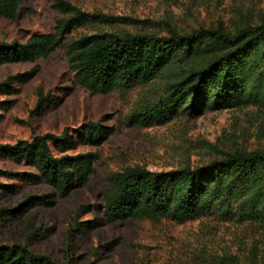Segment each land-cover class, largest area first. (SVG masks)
Listing matches in <instances>:
<instances>
[{
	"label": "rangeland",
	"instance_id": "1",
	"mask_svg": "<svg viewBox=\"0 0 264 264\" xmlns=\"http://www.w3.org/2000/svg\"><path fill=\"white\" fill-rule=\"evenodd\" d=\"M54 1L21 0L14 20L0 18V41L23 42L31 34L51 32L61 16ZM63 1L84 12L130 19L112 27L82 25L68 35V41L110 30L163 34V22L174 24L180 32L217 23L235 31L264 22V0ZM35 65L39 70L31 80L14 84L17 92L0 93V143L58 134L65 127L81 131L88 121L112 126L114 132L99 145H76L72 153L90 151L98 158L88 182L64 197L44 182H24L8 175L27 169L0 158V244L26 245L60 264H264V224L249 220L238 207L230 215L211 213L181 222L130 218L95 229L73 226L101 220L102 195L114 172L134 166L151 172L193 168L226 152L264 150L263 109L206 110L195 117L180 113L169 122L135 128L127 124L128 115L160 94L165 74L124 92L91 93L75 81L60 47L34 63L0 65V82ZM37 89L51 91L56 104L32 112ZM43 194L52 196V206H35L18 217L3 215L25 197Z\"/></svg>",
	"mask_w": 264,
	"mask_h": 264
},
{
	"label": "trees",
	"instance_id": "2",
	"mask_svg": "<svg viewBox=\"0 0 264 264\" xmlns=\"http://www.w3.org/2000/svg\"><path fill=\"white\" fill-rule=\"evenodd\" d=\"M20 3L21 0H0V18L14 20ZM53 6L61 16L51 32L31 34L23 42L0 41V65L34 63L63 47L75 81L95 94L124 92L165 74L160 94L128 115L127 124L135 128L163 124L180 113L195 117L206 110H264V22L235 31L217 23L188 32L163 22V34L110 30L68 41V35L82 25L112 27L130 19L84 12L63 0H55ZM38 70L35 65L7 76L0 82V93L17 92L14 84L28 82ZM56 102L51 91L37 89L32 112L43 111ZM80 129L65 127L58 134L0 143L2 160L27 169L7 174L24 182H44L59 197L84 186L94 174L97 154L72 151L78 143H103L114 128L88 121ZM109 181L110 187L102 195L101 220L73 226L95 229L130 218H171L181 222L211 213L230 215L234 207L249 220L264 224V150L226 152L193 168L151 172L139 166L128 167L112 173ZM53 204L51 195H29L16 207L4 210L3 215L18 217L35 206ZM0 264L60 263L32 252L26 245L13 243L0 244Z\"/></svg>",
	"mask_w": 264,
	"mask_h": 264
}]
</instances>
